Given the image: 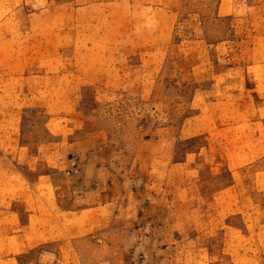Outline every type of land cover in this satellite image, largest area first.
<instances>
[{
	"label": "crops",
	"instance_id": "1",
	"mask_svg": "<svg viewBox=\"0 0 264 264\" xmlns=\"http://www.w3.org/2000/svg\"><path fill=\"white\" fill-rule=\"evenodd\" d=\"M1 1L9 5L0 12V66H5L0 73V264H89L93 257L94 264H124L130 244L136 249L142 237L133 222H119L124 186L111 171L107 131L95 114L97 87L108 81L109 66L74 48L88 43L119 48L120 27L128 25L142 61L149 68L166 67L177 5H170L173 0ZM30 3L43 4L29 8ZM47 16L51 21L44 27ZM216 17L248 20L252 39H244L248 56L239 53L238 61L231 60L234 37L208 41L213 64L205 65L213 69L202 76L209 88L200 90H226L197 113L192 126L193 136L208 138L203 147L217 148L206 154L209 168L198 181L202 197L193 221L208 228L211 263L217 256L231 264L235 244L221 220L241 210L255 226L253 239L264 260V0H218ZM66 45L75 50L70 60ZM219 47L227 49L228 58L220 56ZM201 61L183 59L175 82L198 83L194 72L204 67ZM32 112L43 115L33 122ZM188 115L178 127L179 138L188 130ZM125 227H132V235L122 233Z\"/></svg>",
	"mask_w": 264,
	"mask_h": 264
},
{
	"label": "rangeland",
	"instance_id": "2",
	"mask_svg": "<svg viewBox=\"0 0 264 264\" xmlns=\"http://www.w3.org/2000/svg\"><path fill=\"white\" fill-rule=\"evenodd\" d=\"M217 1L173 0L170 3L177 5L178 16L166 67L158 65L149 68L148 63L142 61L134 51L133 35L128 25L120 27L119 48L111 50L105 44L92 43L79 44L74 48L79 46L80 51L101 59L109 66L108 81L97 87L95 114L98 123L107 131L106 155L111 171L120 179L116 182L124 186L120 189L125 203L123 211L119 212V222H133L142 237L136 249L133 243L130 244L124 264H212L208 252L210 236L205 241L208 228H199L193 221V215L202 197L203 186L198 185V181L206 173L204 170L209 168L207 151L217 148L203 147V144H210L208 138L193 136L195 129L192 126L199 116L197 113L204 110L222 90H226L225 86L215 93L200 90L209 88L208 78L203 79L202 76L213 69L211 63V67L205 65L212 62L208 41L234 37L231 60L238 61L239 53L248 56L246 49L243 50L248 46L244 39H252L248 20L216 17ZM254 2L257 4L259 0ZM41 4L30 3L29 8H37ZM8 5L0 0V12L3 6L6 9ZM42 18L45 19V27L51 19L50 16ZM34 23L41 21L35 18ZM0 24L4 25L3 20ZM232 24L236 26L235 36L230 32ZM31 43L30 40L29 45ZM42 45L44 50L48 47L47 43ZM69 47L72 45H66L64 50L67 60L75 52ZM223 50L227 49L217 48L220 56L228 58ZM185 58L192 63L203 60L204 67L194 72L195 78L200 79L198 83L175 82L178 66ZM217 60L221 63V59ZM4 69L5 66H0V73ZM191 74L192 71H189L188 79ZM186 112L189 114V127L180 139L178 127ZM32 113L29 120L33 122L43 115ZM184 200L185 203L182 202ZM246 215L237 210L221 220L226 222L235 244L231 264H264L253 239L255 226L246 222L249 220ZM258 217L259 214L254 215L255 222H258ZM131 230L125 227L122 233L130 236ZM103 232L92 234L97 236ZM149 235L153 238L144 241ZM245 246H248L247 251ZM90 249L93 251V246L90 245ZM216 255L221 253L218 251ZM93 258L87 262L94 264ZM212 259L215 264L222 262L217 256H212ZM222 263L228 264L225 260Z\"/></svg>",
	"mask_w": 264,
	"mask_h": 264
}]
</instances>
